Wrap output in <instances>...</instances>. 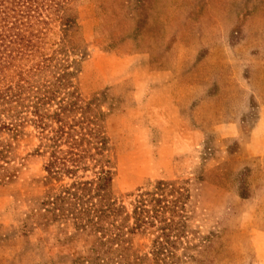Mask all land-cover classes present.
I'll return each mask as SVG.
<instances>
[{"label": "rangeland", "instance_id": "374dc122", "mask_svg": "<svg viewBox=\"0 0 264 264\" xmlns=\"http://www.w3.org/2000/svg\"><path fill=\"white\" fill-rule=\"evenodd\" d=\"M68 13L34 85L63 73L41 111L73 103L63 120L83 114L97 149L52 177L32 115L1 135L17 169L0 184V264H259L264 167L247 164L264 162L245 147L264 121V0H74ZM100 168L115 215L100 213ZM123 226L122 247L108 242Z\"/></svg>", "mask_w": 264, "mask_h": 264}, {"label": "trees", "instance_id": "16d2710c", "mask_svg": "<svg viewBox=\"0 0 264 264\" xmlns=\"http://www.w3.org/2000/svg\"><path fill=\"white\" fill-rule=\"evenodd\" d=\"M73 1L0 0V184L12 181L17 169L11 164L10 142L1 135L4 133L12 139L20 132L18 127L23 122L19 119L25 118L21 116L22 111L32 115L31 121L38 128L40 142L49 149L44 166L49 176L73 175L88 147L97 149V134L84 126L90 121L83 114L72 123L63 120L67 106H73V103H59L57 110L50 114L41 111L43 104L49 103L54 94H59L56 89L64 84L61 82L63 73H53V89L48 90L44 83L34 85L46 68L44 62L50 60L46 51L56 44L57 27L63 31L72 23L68 10ZM45 118L52 120L55 126L45 123ZM108 180L107 172L100 168L97 196L100 197L101 216H105V211L112 215L120 212L118 207L106 202L103 189ZM126 218H123L124 222ZM123 228L124 232L118 228L120 232L108 242L122 247L121 243L125 241L122 234L132 233L135 226Z\"/></svg>", "mask_w": 264, "mask_h": 264}, {"label": "crops", "instance_id": "0c3cea01", "mask_svg": "<svg viewBox=\"0 0 264 264\" xmlns=\"http://www.w3.org/2000/svg\"><path fill=\"white\" fill-rule=\"evenodd\" d=\"M229 135H238V133H231ZM247 146L245 147V150L249 153L250 156L256 155L259 157L257 159L258 161L260 160L261 163L264 162V121L263 120H258L249 130L248 133V139H247ZM248 155V156H249ZM248 167L251 168V172H254L257 167L262 168L264 167L263 164H258L256 163L255 165L250 164V161L248 162ZM264 229V228H263ZM259 231H262V229H256ZM264 234L262 232L257 235V241H255L254 246H260L262 247L260 249V254H259V259L258 262L259 264H264V238H262Z\"/></svg>", "mask_w": 264, "mask_h": 264}]
</instances>
